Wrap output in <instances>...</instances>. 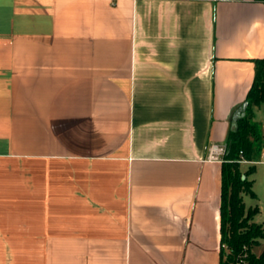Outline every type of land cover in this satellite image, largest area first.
<instances>
[{
  "label": "crops",
  "instance_id": "0c3cea01",
  "mask_svg": "<svg viewBox=\"0 0 264 264\" xmlns=\"http://www.w3.org/2000/svg\"><path fill=\"white\" fill-rule=\"evenodd\" d=\"M263 56L259 0H0V264H219Z\"/></svg>",
  "mask_w": 264,
  "mask_h": 264
},
{
  "label": "trees",
  "instance_id": "16d2710c",
  "mask_svg": "<svg viewBox=\"0 0 264 264\" xmlns=\"http://www.w3.org/2000/svg\"><path fill=\"white\" fill-rule=\"evenodd\" d=\"M253 62L252 85L244 102L233 110L231 126L224 141L219 264H264V250L259 255L253 251L264 239V225L255 221L260 210L258 207L247 208L243 198V194L257 197L253 190L254 180L249 177L256 172V162L260 161L264 151L263 126L254 115L255 107L264 104V56ZM243 161L253 164L245 173L240 171Z\"/></svg>",
  "mask_w": 264,
  "mask_h": 264
},
{
  "label": "rangeland",
  "instance_id": "374dc122",
  "mask_svg": "<svg viewBox=\"0 0 264 264\" xmlns=\"http://www.w3.org/2000/svg\"><path fill=\"white\" fill-rule=\"evenodd\" d=\"M258 118L264 124V106L259 110ZM251 165L253 164L243 161L240 166V171L242 173L247 172ZM249 178L254 180L253 190L256 192L257 197L253 198L248 194H243L244 203L247 208H259L260 212L255 217V221L264 225V154H262L260 161L256 162V172ZM263 250L264 239H261L260 243L253 248V251L255 254L259 255Z\"/></svg>",
  "mask_w": 264,
  "mask_h": 264
},
{
  "label": "built area",
  "instance_id": "2783aa9c",
  "mask_svg": "<svg viewBox=\"0 0 264 264\" xmlns=\"http://www.w3.org/2000/svg\"><path fill=\"white\" fill-rule=\"evenodd\" d=\"M226 153V145L224 142L212 143L208 148L206 161L222 163Z\"/></svg>",
  "mask_w": 264,
  "mask_h": 264
}]
</instances>
